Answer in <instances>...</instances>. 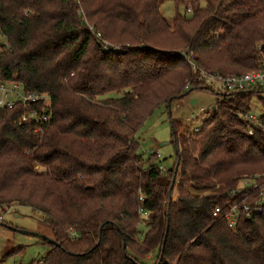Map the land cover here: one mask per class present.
Wrapping results in <instances>:
<instances>
[{
	"label": "trees",
	"instance_id": "obj_1",
	"mask_svg": "<svg viewBox=\"0 0 264 264\" xmlns=\"http://www.w3.org/2000/svg\"><path fill=\"white\" fill-rule=\"evenodd\" d=\"M161 2L0 0V81L48 97L0 109V208L30 207L56 242L41 240L49 251L31 264H264V200L235 228L226 219L264 194V178L249 193L237 186L264 177L263 88L220 93L191 136L170 116L174 169L144 158L136 139L161 105L190 89L219 93L201 86L182 50L222 75L258 69L264 0H174L172 23ZM97 33L124 50L107 51ZM108 94L118 96L99 100Z\"/></svg>",
	"mask_w": 264,
	"mask_h": 264
},
{
	"label": "rangeland",
	"instance_id": "obj_2",
	"mask_svg": "<svg viewBox=\"0 0 264 264\" xmlns=\"http://www.w3.org/2000/svg\"><path fill=\"white\" fill-rule=\"evenodd\" d=\"M186 3H192L187 2ZM192 8V7H188ZM160 11L162 12L165 19L172 23L176 14V4L174 0H163L160 4ZM179 13L184 14L186 12V7L181 5L179 7ZM82 20L88 26V28L93 30L92 25L89 23L88 19L82 13ZM102 40L105 49L109 51L114 49L115 51H122V46L112 40H106L100 33L96 35ZM165 38V37H162ZM182 51H189L188 49ZM193 52V51H192ZM195 54V53H194ZM196 57V54H195ZM196 60V58H195ZM197 63V62H196ZM198 64V63H197ZM199 66V64H198ZM200 67V66H199ZM259 67V66H258ZM206 72L215 73L214 71H208L203 67H200ZM256 71V70H255ZM254 71L244 73L243 75L253 73ZM217 73V72H216ZM234 75V74H227ZM241 76V75H237ZM194 78V76H193ZM192 81H188L187 85H191ZM7 88L13 90V85L8 84ZM22 89L20 88L19 91ZM191 90V89H190ZM215 91L221 90L218 87L214 88ZM259 95L264 99V88ZM117 94H108L104 98L99 100H104L108 97H116ZM14 96H11L12 99ZM46 97L45 99H47ZM220 96L212 93H205L198 90H193L184 98L173 101L170 110L169 106L161 105L157 108L145 121L143 127L138 132L136 139L139 142L140 150L139 152L148 159L152 154H157L158 157L156 162L164 169L170 170L174 169L176 166V149L172 141V126L171 120L174 122H181L182 126L189 130L187 136H191L193 130L196 127L201 126L204 119V112H211L213 107L219 101ZM193 100H198V103L192 105ZM253 119H259L263 115L262 107L258 99V95H254L250 104V111L248 113ZM191 131V132H190ZM179 135L182 132L178 131ZM36 170H40V167H36ZM264 177L258 174H247L241 176L237 179L240 191H247L248 193L251 189L247 190L253 186H259L261 180ZM260 181V182H259ZM238 188V189H239ZM254 188V187H253ZM264 189V187H263ZM178 195V194H176ZM259 198L253 202V206H256L262 200H264V194L259 192ZM246 202H249L247 199ZM240 204V203H238ZM237 204V206H238ZM247 205V204H245ZM244 205V206H245ZM5 209L0 211V264H31L33 261H40L47 255L49 251L48 245H43L41 239L21 234L15 230H24L33 233L43 235L51 240L53 236L46 223L43 220L41 214L36 213L30 207H23L20 205H15V203L10 205H5ZM3 211V212H2ZM147 215L143 216V220L147 219ZM241 218H246L245 213L238 216V221ZM247 219V218H246ZM238 222V223H239ZM141 231H145L146 223L142 222ZM72 232L74 229H69L68 234L72 237ZM143 238V235L137 237L138 241ZM54 241V240H53ZM55 242V241H54ZM56 243V242H55ZM19 247H23L24 251L20 255L10 256L4 259L5 256Z\"/></svg>",
	"mask_w": 264,
	"mask_h": 264
},
{
	"label": "built area",
	"instance_id": "obj_3",
	"mask_svg": "<svg viewBox=\"0 0 264 264\" xmlns=\"http://www.w3.org/2000/svg\"><path fill=\"white\" fill-rule=\"evenodd\" d=\"M188 13L192 12V8H188ZM100 37V36H98ZM180 55L190 64L192 72L194 75L198 76V82L201 84V86H205L206 88L210 90H214L215 87L220 88L221 90H218L216 92L220 93H235V92H249L258 88H264V61L259 65L258 69L254 71L253 73L246 74V75H222L219 73H209L201 69L195 60V54L192 51H181ZM8 84L13 85V90H9L7 88ZM191 85H187L186 89H189ZM21 87L18 84L15 83H5L0 81V109L6 107H9L12 109L16 103V101H22L24 103L31 101L35 102L38 99H45L46 96H39L36 94H25L22 90L19 91ZM22 89V88H21ZM11 96H14L12 99ZM206 112H204L205 116ZM35 118L36 114L31 113L30 115H26L23 117V120H26L27 118ZM47 116L43 118V122H48ZM251 120L254 122V124H257L258 121L251 118ZM202 125V124H201ZM201 130V126L194 128L191 130L193 133H198ZM190 131V132H191ZM250 135L253 134V131L250 130ZM254 188L256 186H253ZM253 187L248 188L247 190L251 189L254 190ZM219 210H217L216 213H218ZM244 213L245 217L247 219H251L254 216H257L259 214L263 213V207L253 206V204H247L244 206ZM240 215L238 211L237 205L231 206L227 213V221L229 222L230 228H235L238 223V216ZM72 237H78L76 235V232H72Z\"/></svg>",
	"mask_w": 264,
	"mask_h": 264
},
{
	"label": "water",
	"instance_id": "obj_4",
	"mask_svg": "<svg viewBox=\"0 0 264 264\" xmlns=\"http://www.w3.org/2000/svg\"><path fill=\"white\" fill-rule=\"evenodd\" d=\"M192 91H193V90H189V91L184 95V97L187 96V95H188L190 92H192ZM196 103H198V100H193V101L191 102L192 105H194V104H196ZM169 110H170V105H169ZM15 231H17V232H19V233H21V234L30 235V236H34V237L40 238L41 240H43V241H47L48 243L53 244V245L56 244L53 240H51V239H49V238H47V237H45V236H43V235L37 234V233H33V232H29V231H24V230H15Z\"/></svg>",
	"mask_w": 264,
	"mask_h": 264
}]
</instances>
